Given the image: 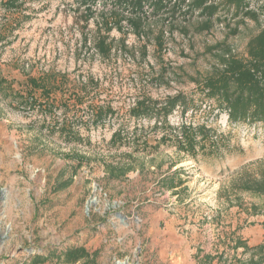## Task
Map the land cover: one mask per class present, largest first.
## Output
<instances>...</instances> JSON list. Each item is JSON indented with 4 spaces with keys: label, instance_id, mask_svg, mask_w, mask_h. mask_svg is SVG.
<instances>
[{
    "label": "rangeland",
    "instance_id": "obj_1",
    "mask_svg": "<svg viewBox=\"0 0 264 264\" xmlns=\"http://www.w3.org/2000/svg\"><path fill=\"white\" fill-rule=\"evenodd\" d=\"M171 1L146 0L141 10L117 0H19L21 11L10 12L0 4V75L16 89L27 75H58L51 112L12 108L0 95V264H66L70 247L93 253L94 264H174L177 250L188 264L258 258L250 249L264 245V198L236 185L264 171V123H229L198 84L227 50L247 57L264 0L247 10L217 0L186 24L167 22L178 10ZM82 91L74 106L71 93ZM178 92L190 102L166 126L162 115H129L142 98L160 106ZM95 106L112 111L97 124ZM51 113L53 133L43 127ZM182 123L216 128L226 147L192 158L160 140ZM62 124L79 137H61ZM105 165L125 172L111 177Z\"/></svg>",
    "mask_w": 264,
    "mask_h": 264
},
{
    "label": "trees",
    "instance_id": "obj_2",
    "mask_svg": "<svg viewBox=\"0 0 264 264\" xmlns=\"http://www.w3.org/2000/svg\"><path fill=\"white\" fill-rule=\"evenodd\" d=\"M19 0H1V7L5 11L11 10L21 11V2ZM87 1V0H80ZM120 3L126 2L135 7L142 9L146 0H117ZM154 4H159L163 0H150ZM209 0H196L198 9L201 11L213 12L215 10L214 4H207ZM228 4L239 7L243 0H225ZM27 18V17H25ZM160 43V40H159ZM97 47L100 54H108L111 51V46L107 43L105 38H99ZM161 44V43H160ZM245 58L236 57L227 50L218 59L219 67L213 68L210 74L205 75L201 86V91L209 99H214L217 107L225 108L227 110V119L229 123L237 124L244 122L247 124L264 123V28L256 35L251 37L246 44ZM58 75L54 72L41 73L37 76L27 75L24 83L20 84L21 88L16 89L13 86L14 80L7 79L0 75V95L3 100H6L8 106L16 108H30L36 106L40 110H47L49 112L58 108V99L54 92L58 90ZM76 102L74 106L80 105L85 93L76 92L71 93ZM190 100L181 92L173 96L166 97L164 103L159 106L158 101L151 98H142L138 100L135 105L129 110V115L135 119L144 117H156V123L162 115V124H168L167 115L176 107L181 106L182 113H185L187 104ZM159 106V107H158ZM94 115V123L101 122L112 111L100 107H92ZM46 122L43 120V127H48L49 133L58 130V122L54 120ZM54 120V121H53ZM157 125V124H156ZM171 131L161 137L160 140L165 141L166 138L173 140L179 151H182L192 158L197 154L217 155L221 148L226 147L225 139L227 134L219 132L214 127L207 124H193L182 123L178 127H169ZM59 134L65 140L78 138L79 134L71 129L70 126L62 124L59 129ZM122 133L117 131L112 133L110 142H115L117 138H121ZM82 164V159H78L77 166ZM108 174L114 178H120L124 174L123 169L109 167ZM129 168V167H128ZM261 170V169H260ZM259 170V171H260ZM60 188L69 184V180H64L60 183ZM237 188L241 191H248L254 195L262 196L264 198V171H260L257 175L248 176L238 183ZM173 187V186H172ZM256 211L257 207L253 206ZM238 246L243 245L238 241ZM257 249L259 254L255 259L251 256L245 263L237 262L235 264H264V245L255 247L250 250ZM62 257L66 264H75L82 262V264H94L96 256L90 254L84 247H70L63 253Z\"/></svg>",
    "mask_w": 264,
    "mask_h": 264
},
{
    "label": "built area",
    "instance_id": "obj_3",
    "mask_svg": "<svg viewBox=\"0 0 264 264\" xmlns=\"http://www.w3.org/2000/svg\"><path fill=\"white\" fill-rule=\"evenodd\" d=\"M216 1L217 0H209L207 4H216L215 3ZM192 2L193 0H172L171 3H168L167 8L170 6V4H176L178 7L177 8L178 10L174 16L168 17L167 22H180L182 24H186L196 18L197 19L202 18L201 9L191 10ZM251 7L252 5L249 4V0L242 1L241 9L247 10V9H250Z\"/></svg>",
    "mask_w": 264,
    "mask_h": 264
},
{
    "label": "crops",
    "instance_id": "obj_4",
    "mask_svg": "<svg viewBox=\"0 0 264 264\" xmlns=\"http://www.w3.org/2000/svg\"><path fill=\"white\" fill-rule=\"evenodd\" d=\"M172 253H176V256H177L174 264H188L187 260L185 261V255L183 251L179 253V251L177 250V251H172Z\"/></svg>",
    "mask_w": 264,
    "mask_h": 264
}]
</instances>
